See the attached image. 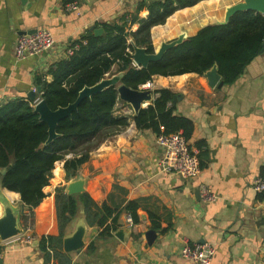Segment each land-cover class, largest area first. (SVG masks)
<instances>
[{
    "label": "crops",
    "instance_id": "obj_1",
    "mask_svg": "<svg viewBox=\"0 0 264 264\" xmlns=\"http://www.w3.org/2000/svg\"><path fill=\"white\" fill-rule=\"evenodd\" d=\"M154 1L77 0L78 9L69 11L63 0H0V108L20 100L32 102L29 95L39 88L37 79L52 82L48 71L71 56L73 45L95 34L93 27L104 30L103 24L147 19V6ZM243 1L202 0L178 10L164 25L152 28L155 51L163 43L226 22L228 10ZM40 29L49 30L56 45L41 55L17 60L19 38ZM120 69L115 65L107 78L120 74ZM151 83L154 91L172 90L178 97L175 114L193 121L189 142L201 159L199 176L184 181L162 172L157 134L139 129L134 108L120 99L117 114L130 117V125L93 151L75 176H67L64 161L56 164L49 197L34 210L32 242L19 237L0 242V264H196L182 257V248L207 242L217 248L211 264H264V200L253 187L264 176V52L236 83L222 88L211 87L205 75L196 73L155 76ZM155 98L154 94L143 106ZM76 181L84 183L83 193L97 205L122 211L117 232L124 231V239L117 232L103 235L102 228L87 224V243L81 250L67 253L62 247L45 252L40 247L43 237L59 236L57 189L67 192ZM202 188L217 200L204 202ZM0 192L14 206L22 204L20 194L2 187L1 180ZM131 202L139 205V221L129 229L125 208ZM80 221L86 222L82 208L65 235L74 232ZM151 230L156 233L153 243L147 236Z\"/></svg>",
    "mask_w": 264,
    "mask_h": 264
},
{
    "label": "trees",
    "instance_id": "obj_2",
    "mask_svg": "<svg viewBox=\"0 0 264 264\" xmlns=\"http://www.w3.org/2000/svg\"><path fill=\"white\" fill-rule=\"evenodd\" d=\"M76 1L63 0V3L67 6ZM200 1L156 0L147 6V19L134 17L121 24H103L105 34L89 33L83 41L73 45L75 50L71 56L48 71L53 77L52 82L43 77L37 79L42 89L40 99L53 111L67 108L77 101L84 88L93 87L107 78L115 65H121L122 83L134 90H140L155 76L205 75L215 66L225 84L236 83L262 52L264 14L260 12H238L228 22L211 24L187 38L147 68L134 66L130 38L135 46L144 47L153 54L152 28L164 25L175 12L193 7ZM135 25L139 28L133 31ZM154 94L156 98L152 104L134 115L137 127L152 130L157 135L163 131L167 134L183 131L190 141L194 123L175 114L176 94L170 89L155 90ZM120 101L115 86L83 99L70 117L59 122V136L50 144L47 142L49 125L40 119L36 103L20 100L0 108V180L2 187L19 193L26 205L23 226L30 220L34 222V210L49 197L58 162H65L67 176H75L93 151L130 125V117L117 114ZM1 171L5 173L1 174ZM260 198L264 200V192ZM56 207L59 236L43 237L40 247L45 252L49 248L62 249L67 228L81 208L87 224L102 228L103 235H111L121 228L122 211L107 204L97 205L88 193L70 195L64 188H59ZM138 208L135 202L125 208L135 223L139 221Z\"/></svg>",
    "mask_w": 264,
    "mask_h": 264
},
{
    "label": "water",
    "instance_id": "obj_3",
    "mask_svg": "<svg viewBox=\"0 0 264 264\" xmlns=\"http://www.w3.org/2000/svg\"><path fill=\"white\" fill-rule=\"evenodd\" d=\"M250 10L264 14V0H244L243 2L231 7L228 10L226 22H228L231 17L238 12ZM92 30L97 36L104 32L103 29H98L96 27H93ZM36 31L37 30H34L33 33L29 34H34ZM184 40H186L185 36H181L179 39L172 42L163 43L161 48L158 51H155L153 54L148 53L147 49L144 47H138L134 45V51L132 53L133 63L137 66V68H147L152 62L160 61L167 51L181 44ZM263 52L264 44L261 53ZM205 77L209 80V84L213 88H222L225 85L224 81L222 80V76L219 74L217 66L208 71L205 74ZM111 86L117 87L120 99L130 104L134 108L136 114L142 108H146V106L143 105L151 102L153 99V91L141 89L134 90L127 87L122 83V77L120 74L112 78H105L103 81L93 87L84 88L74 104H71L67 108H60L56 111L51 110L46 101L38 98V95L42 93L41 87L32 92L29 95L31 101L34 103L38 102L35 107L36 112L40 114V119L42 121H46L49 125V139L47 142L50 144L59 136L57 133L59 122L66 117H70L72 113L77 110L83 99L91 97L93 94L101 92ZM177 98V96L174 98V102L177 101ZM4 173L5 171L2 172V174ZM84 191V183L82 181L72 182L67 188V193L70 195H76L83 193ZM0 202L3 206V215L0 217V242H7L24 234L22 216L26 213L27 207L23 202L20 206H14L2 192H0ZM87 228V223L85 221H80L77 224L74 232L65 235L63 242L65 252L71 253L81 250L83 247H85L87 243ZM116 235L119 238L124 239L123 237L125 232L121 230L117 232ZM147 236L149 242L153 243L156 238V233L154 230H151L148 232ZM33 243L35 246L39 245V241H35Z\"/></svg>",
    "mask_w": 264,
    "mask_h": 264
},
{
    "label": "built area",
    "instance_id": "obj_4",
    "mask_svg": "<svg viewBox=\"0 0 264 264\" xmlns=\"http://www.w3.org/2000/svg\"><path fill=\"white\" fill-rule=\"evenodd\" d=\"M69 11L78 9L77 2L67 5ZM57 41L54 35L47 29L37 30L34 34H26L19 38L15 47V57L17 60H24L29 57L41 55L51 50ZM134 46V43H132ZM74 50L69 52L70 55ZM141 90H151L154 92V84L147 83ZM38 103V102H37ZM36 103V104H37ZM157 142L162 150V158L159 167L162 172L172 174L184 181L195 180L202 169L199 154L195 152L183 131L176 133H165L157 135ZM254 189L258 193L264 192V177H259L254 181ZM201 197L204 202H214L218 196L212 194L207 188H202ZM129 229L133 228L134 220L129 214L127 217ZM32 225L24 228V234L19 238H24L25 242H32ZM217 248L210 242L195 244L193 246L185 244L181 255L184 259L196 264H211L216 256Z\"/></svg>",
    "mask_w": 264,
    "mask_h": 264
},
{
    "label": "rangeland",
    "instance_id": "obj_5",
    "mask_svg": "<svg viewBox=\"0 0 264 264\" xmlns=\"http://www.w3.org/2000/svg\"><path fill=\"white\" fill-rule=\"evenodd\" d=\"M28 224H29V225H28L27 227H29L30 225H32V221L30 220ZM23 227H24V226H23ZM27 227H26V228H27Z\"/></svg>",
    "mask_w": 264,
    "mask_h": 264
},
{
    "label": "bare ground",
    "instance_id": "obj_6",
    "mask_svg": "<svg viewBox=\"0 0 264 264\" xmlns=\"http://www.w3.org/2000/svg\"><path fill=\"white\" fill-rule=\"evenodd\" d=\"M146 105V104H145Z\"/></svg>",
    "mask_w": 264,
    "mask_h": 264
}]
</instances>
